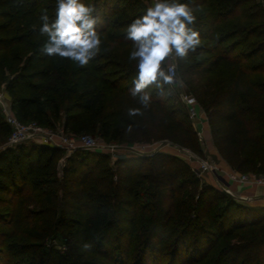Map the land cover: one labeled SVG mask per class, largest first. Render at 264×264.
<instances>
[{
    "label": "trees",
    "instance_id": "1",
    "mask_svg": "<svg viewBox=\"0 0 264 264\" xmlns=\"http://www.w3.org/2000/svg\"><path fill=\"white\" fill-rule=\"evenodd\" d=\"M84 2L95 3L103 25L101 53L81 68L39 50L46 40L39 33V17L47 9L54 18L56 0H0V69L15 64L21 45L31 48L21 69L22 75H28L12 78L6 85L14 115L22 122L54 128L61 111L56 93L64 86L65 131L98 132L105 141L133 144L166 140L202 154L197 131L184 107L171 101L168 85L163 90L152 86L151 102L145 108L129 92L135 65L112 54L132 50L124 29L146 7L139 0ZM182 2L194 7L203 41L182 60L189 63L183 72L200 79V103L212 143L229 168L264 173L263 5L257 0ZM135 5L141 8L126 15ZM20 84L25 89L19 93ZM130 107L140 108L142 115L129 116ZM9 132L0 112V136ZM63 152L60 147L30 144L0 153V203L10 206L0 213V224H21L28 207L37 204L25 190L43 183L42 176L50 174ZM67 160L62 183L65 209L58 220L66 222L72 214L70 220L79 223L69 231L78 248L89 243L90 231L100 229L108 247L121 221L127 230L119 227L115 238L118 264H128L134 244L132 264H161L164 257V264H264V205H244L225 189L199 184L179 157L164 151L122 155L110 166L109 155L79 150ZM188 186L193 188L187 197L176 199ZM163 192L170 202L167 209L157 211ZM58 256L51 253V260Z\"/></svg>",
    "mask_w": 264,
    "mask_h": 264
},
{
    "label": "rangeland",
    "instance_id": "2",
    "mask_svg": "<svg viewBox=\"0 0 264 264\" xmlns=\"http://www.w3.org/2000/svg\"><path fill=\"white\" fill-rule=\"evenodd\" d=\"M261 2L264 8V0H257ZM145 7L150 6L148 0H139ZM140 5H135L133 9H130L128 14L130 15L140 9ZM28 27L24 26L23 32L27 31ZM203 43V41H202ZM131 49L124 50H114L112 52L113 55L116 56L117 59L124 60L129 65H135V61H129L128 56ZM31 54V48L26 46L25 44L21 45L20 56L14 65H5L0 69V91L3 93L6 103L11 104L12 97L6 90L7 82L12 78H25L28 74L24 72L22 75V67L26 58ZM51 58H47L46 62L50 63ZM179 67L177 68V73L179 79L183 80L184 86H181L179 83L174 85H168L169 91L172 94V102L176 105L182 107V102L180 100L181 94H187L195 98L197 108L199 111V118L196 121L199 123L202 119L207 121V117L205 112L201 107V100L199 96V81L198 76H192L188 74L186 71L183 72L185 66L188 65L182 60L177 61ZM181 63L182 67H181ZM40 69L45 70V68L41 67ZM183 72V73H182ZM22 76H18V74ZM49 73V72H48ZM50 81V74L48 75ZM90 87V84H88ZM25 89L24 84H20L17 86L18 92H22ZM57 96L61 99V111L60 118L55 124L54 128H63L64 122V110L68 105L67 93L64 86L60 88ZM51 95V94H50ZM0 112H1V103H0ZM190 121V119H189ZM207 131L210 134L209 125L206 126ZM194 128V126H193ZM65 131V130H64ZM66 133H70V131H65ZM87 134L95 137L98 140H103L109 144L115 145H135L136 143L129 142H116V141H105L98 132H87ZM199 141L202 138V132H197ZM8 136V135H7ZM7 136H0V153L5 152L8 149L14 148H3V144L6 141ZM211 139V138H210ZM152 146L145 147V152L150 155L154 152L164 151L171 155L177 156L183 161H185L191 168L192 173H194L195 177L198 179L199 184H209V185H217L219 188L221 185L215 179V177L211 174L205 176H199L194 169L195 164H192L188 161V158L185 155V151L187 148L182 147L178 144L172 143L166 140H158ZM202 150L203 146L201 145ZM190 150V149H189ZM75 152L71 154H66L65 151L61 156H59L58 160L55 161L54 167L51 168L50 174H44L42 178L44 179L43 183H39L38 185H29L27 190L24 193H30L32 197L35 198L37 204L31 205L28 207V212L26 213V218L23 217L21 219V224L17 226H12L9 224H0V241L3 243L0 244V264H118V251L116 249V235L119 227H122V230H127L124 226L123 222L117 223V227L112 231L110 241L108 243V247L105 245L106 242L104 238L101 236L104 233V230L90 231V240L89 243L92 245L91 249L84 250L83 247L78 248L75 244V241L72 238V234L69 233L71 229H73L77 223L74 220H70V216L68 215L66 218V222L63 218V221L58 220V215H62V211L65 209L64 197H63V168L68 164V157L77 153ZM106 154V153H105ZM199 157H208L215 162L219 163V160L213 154L208 152H204L202 154H197ZM108 155V154H107ZM144 155V156H145ZM129 156H139L137 154L128 152L125 154V157ZM143 156V155H142ZM114 162L111 160L109 156L108 164L112 166ZM53 171V174H52ZM145 171V169H144ZM198 184V185H199ZM213 185V186H215ZM193 187L188 186L186 190L177 193L175 196L176 199L186 198L189 194L188 192ZM221 189V188H220ZM193 190V189H192ZM165 192V191H164ZM162 193L163 197L160 202H158V210L163 211L167 209L170 200L166 197V193ZM231 192V191H230ZM232 193V192H231ZM233 197L241 204H245L241 201L238 196L232 193ZM2 197V196H1ZM175 199V200H176ZM10 208L9 205H3L0 203V213L6 212ZM157 214V213H155ZM153 214V215H155ZM174 215V212L172 213ZM150 215V214H149ZM156 216V215H155ZM139 223V222H138ZM167 240V239H166ZM168 240L164 243L163 247H167ZM135 244L132 246L130 250V260L128 264H132V254L135 251ZM57 252L58 257L56 259L51 260V253ZM162 255H166V250L163 248ZM167 257H164L161 261V264H164V260Z\"/></svg>",
    "mask_w": 264,
    "mask_h": 264
},
{
    "label": "clouds",
    "instance_id": "3",
    "mask_svg": "<svg viewBox=\"0 0 264 264\" xmlns=\"http://www.w3.org/2000/svg\"><path fill=\"white\" fill-rule=\"evenodd\" d=\"M39 19V33L46 37L39 49L42 55L70 60L84 68L101 53L99 29L103 19L95 3L56 0L54 18L44 9ZM196 21L190 3L151 0V6H147L124 29V39L132 42L128 59L135 61V75L129 92L132 97H139L145 108L151 102L152 86L159 90L176 83L184 86L177 73V61L188 58L190 52H196L201 46V32L196 28ZM127 112L133 117L142 115L141 109L136 107L128 108ZM91 247L90 243L83 245L84 250Z\"/></svg>",
    "mask_w": 264,
    "mask_h": 264
},
{
    "label": "built area",
    "instance_id": "4",
    "mask_svg": "<svg viewBox=\"0 0 264 264\" xmlns=\"http://www.w3.org/2000/svg\"><path fill=\"white\" fill-rule=\"evenodd\" d=\"M151 6V0H148ZM180 100L188 118L193 126H196L199 111L194 97L181 94ZM1 114L8 124L10 132L3 144V148H14L19 145L43 144L62 148L66 154L76 150H86L98 153H106L114 162L118 157L128 152L139 156L147 154L145 147L153 144L115 145L98 140L87 133H66L63 128H48L39 125L35 121L22 122L11 110V104L6 103L3 93L0 91ZM188 161L195 164L194 169L199 176L211 174L215 179L222 182H234L250 187H264V173L238 172L231 168H224L220 163L208 157H199L193 151L185 152ZM223 179V181H222ZM230 192L228 188H222Z\"/></svg>",
    "mask_w": 264,
    "mask_h": 264
},
{
    "label": "crops",
    "instance_id": "5",
    "mask_svg": "<svg viewBox=\"0 0 264 264\" xmlns=\"http://www.w3.org/2000/svg\"><path fill=\"white\" fill-rule=\"evenodd\" d=\"M201 121L194 126L195 130L202 132V138H200V143L203 146L204 152H208L216 156L222 167L228 168L226 162L220 157L216 147L210 139L209 132L207 131L208 123L205 119L200 117ZM215 185V184H213ZM220 188H228L232 193H234L242 202L250 206L258 207L264 205V187H250L245 185H240L234 182H222ZM219 188V186L215 185Z\"/></svg>",
    "mask_w": 264,
    "mask_h": 264
},
{
    "label": "water",
    "instance_id": "6",
    "mask_svg": "<svg viewBox=\"0 0 264 264\" xmlns=\"http://www.w3.org/2000/svg\"><path fill=\"white\" fill-rule=\"evenodd\" d=\"M222 181H223V179H222Z\"/></svg>",
    "mask_w": 264,
    "mask_h": 264
}]
</instances>
